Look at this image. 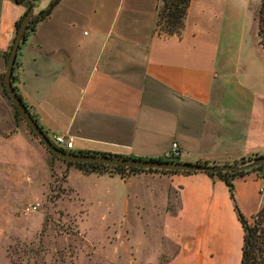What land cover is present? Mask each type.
Here are the masks:
<instances>
[{
    "label": "crops",
    "instance_id": "1",
    "mask_svg": "<svg viewBox=\"0 0 264 264\" xmlns=\"http://www.w3.org/2000/svg\"><path fill=\"white\" fill-rule=\"evenodd\" d=\"M48 2L32 1L36 10ZM28 5L0 0V82L14 24ZM160 5L60 0L36 25L20 44L12 85L43 132L71 138L66 152L73 154L170 162V146L177 142L178 163L232 165L264 155V78L233 73L229 39L217 33L228 0H190L184 27L172 36L159 34ZM1 86L0 134L14 127ZM10 141L23 138L17 134ZM38 142L32 143L38 154L51 157ZM64 164L60 169L74 194L71 166ZM77 170L101 182L120 181L125 199L163 198L154 264H240L244 233L223 181L201 172ZM259 174L234 180L235 203L247 218L263 197Z\"/></svg>",
    "mask_w": 264,
    "mask_h": 264
},
{
    "label": "rangeland",
    "instance_id": "2",
    "mask_svg": "<svg viewBox=\"0 0 264 264\" xmlns=\"http://www.w3.org/2000/svg\"><path fill=\"white\" fill-rule=\"evenodd\" d=\"M260 3L228 0L226 18L217 27L229 39L233 73L255 78H264V49L257 42ZM1 88L14 127L0 134L5 140L0 144V264H154L163 198L125 199L120 181L101 182L74 166L68 172L72 194L63 162L38 154L32 145L38 139ZM17 134L20 144L10 141ZM171 203L175 208L176 196ZM31 204H38L37 211L24 214ZM256 204V211L264 210V193Z\"/></svg>",
    "mask_w": 264,
    "mask_h": 264
},
{
    "label": "trees",
    "instance_id": "3",
    "mask_svg": "<svg viewBox=\"0 0 264 264\" xmlns=\"http://www.w3.org/2000/svg\"><path fill=\"white\" fill-rule=\"evenodd\" d=\"M23 1L25 0H16V3L20 4ZM32 1L33 0H29V5L25 13L14 24V35L10 43V46L8 48V51L4 55L5 62L7 60L8 53L12 47V44L14 42V39L16 37L17 31L19 29V26L21 24L23 17L30 9L34 8ZM189 5H190V0H161V5L158 9V14H157V17H158L157 18V28H158L159 34H162L164 36L179 35L184 27V19L186 17ZM51 11L43 13L40 17L33 19L29 23L26 29L25 35H24V40L30 33L34 31L36 25L39 22H41L42 20H44L50 15ZM257 39H258V44L260 45V47L264 49V0H261L259 11H258V16H257ZM13 81H14V77L12 75V82ZM0 83L2 85V79ZM12 86L14 87L19 99L22 101L26 109L30 112L34 121L38 124V126L42 130L35 115L31 112L30 108L27 106V104L22 99L16 86L15 85H12ZM16 113L18 114L17 111ZM45 134L47 138L49 139V136L47 135L46 132ZM86 155H90V154H86ZM51 156L57 159L55 156L53 155ZM249 159L251 158L241 159L239 163L237 162L235 164L244 163L248 161ZM64 163L67 166L76 167L77 169L81 170L85 174H90V173L124 174L125 172L135 173V172H142V171L164 173V174L178 173V172L159 171V170L115 168V167H109V166L97 165V164H75V163H70V162H64ZM263 169H264V166H260V167L253 168L250 170L235 172V173L208 174V176L210 177H216L217 179L223 181L224 184L226 185L228 189L229 197L233 202L234 210L236 211L238 221L240 222L241 227L243 229L244 235H243V245H242V254H241L240 264H264V210L258 211L256 214L252 215L249 218L242 215L234 199V180L236 178L243 177L249 173L261 171ZM185 174H189V173H185Z\"/></svg>",
    "mask_w": 264,
    "mask_h": 264
},
{
    "label": "water",
    "instance_id": "4",
    "mask_svg": "<svg viewBox=\"0 0 264 264\" xmlns=\"http://www.w3.org/2000/svg\"><path fill=\"white\" fill-rule=\"evenodd\" d=\"M59 1L60 0H49V2L43 9L36 10L35 8H32L25 14L17 31L12 47L8 53L5 71L2 76V85L7 97L10 99L14 108L16 109L22 120L25 122V124L28 126L32 134L51 155L55 156L61 161L75 164H97L115 168L159 170L178 173H235L264 166V155L253 157L241 164L216 166L206 164L163 162L155 160L126 159L112 156L73 154L57 149L47 138L46 134L40 129L38 124L32 118L30 112L26 109L22 101L19 99L14 87L12 86V73L17 57V52L19 50L20 44L24 40V35L29 23L33 19L40 17L43 13L50 12Z\"/></svg>",
    "mask_w": 264,
    "mask_h": 264
},
{
    "label": "built area",
    "instance_id": "5",
    "mask_svg": "<svg viewBox=\"0 0 264 264\" xmlns=\"http://www.w3.org/2000/svg\"><path fill=\"white\" fill-rule=\"evenodd\" d=\"M52 140H53L54 146L63 152H66L72 148L71 138L67 136H64V135L54 136ZM180 156H181L180 147L177 144V142H173L170 146L169 153H168V158L171 160L170 162H173L174 160H178ZM259 176L261 179H264V169L260 171ZM37 208H38V204L27 205L24 208L23 213L24 214L34 213L37 211Z\"/></svg>",
    "mask_w": 264,
    "mask_h": 264
}]
</instances>
